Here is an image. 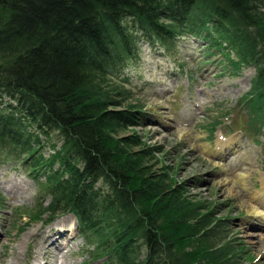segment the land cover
Listing matches in <instances>:
<instances>
[{
	"label": "trees",
	"instance_id": "obj_1",
	"mask_svg": "<svg viewBox=\"0 0 264 264\" xmlns=\"http://www.w3.org/2000/svg\"><path fill=\"white\" fill-rule=\"evenodd\" d=\"M188 35L231 74L253 66L238 106L259 142L264 0H0V163L22 154L42 163L46 219L75 216L92 245L88 264L235 262L232 245L211 240L209 215L143 170L139 140L118 131L145 113L109 108L122 102L104 85L140 40L169 50ZM39 133L61 139L47 157L36 153Z\"/></svg>",
	"mask_w": 264,
	"mask_h": 264
},
{
	"label": "rangeland",
	"instance_id": "obj_2",
	"mask_svg": "<svg viewBox=\"0 0 264 264\" xmlns=\"http://www.w3.org/2000/svg\"><path fill=\"white\" fill-rule=\"evenodd\" d=\"M204 44L193 35L169 50L140 40L123 73L104 78L106 90L122 102L109 108L136 105L144 111L118 131L139 140L132 148L146 152L143 170L164 177L209 215L211 240L233 246L234 264H264V204L258 196L264 194V131L254 141L257 128L238 106L254 68L231 74L219 52L204 61ZM38 138L36 153L44 157L61 143L55 133ZM31 160L22 154L0 163V264H88L92 245L72 213L46 219L51 195L42 188V163Z\"/></svg>",
	"mask_w": 264,
	"mask_h": 264
},
{
	"label": "bare ground",
	"instance_id": "obj_3",
	"mask_svg": "<svg viewBox=\"0 0 264 264\" xmlns=\"http://www.w3.org/2000/svg\"><path fill=\"white\" fill-rule=\"evenodd\" d=\"M262 181H264V179L262 180ZM244 182V181H243ZM258 196H259V203L260 204H264V194L262 195V193H259L258 194ZM260 206V205H259ZM261 207V206H260ZM71 215V214H70ZM71 216H73V215H71ZM63 221H65V219H63V220H58V221H56L55 223H61V222H63ZM61 226V225H60ZM64 228V227H63ZM57 229V228H56ZM63 230V229H62ZM66 230V229H65ZM66 232V231H65ZM55 236V235H54ZM69 242V241H68ZM53 244H55V242L53 241ZM50 246V245H49ZM50 248V247H49ZM69 250V249H68ZM54 252V251H53ZM55 253H57V252H55ZM48 254V253H47ZM38 257V256H37ZM33 258V257H32ZM55 260V259H54ZM36 261V260H35ZM47 264V263H46Z\"/></svg>",
	"mask_w": 264,
	"mask_h": 264
}]
</instances>
